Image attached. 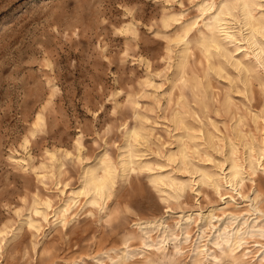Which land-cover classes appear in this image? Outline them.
I'll return each mask as SVG.
<instances>
[{
	"label": "rangeland",
	"instance_id": "374dc122",
	"mask_svg": "<svg viewBox=\"0 0 264 264\" xmlns=\"http://www.w3.org/2000/svg\"><path fill=\"white\" fill-rule=\"evenodd\" d=\"M0 264H264V0H0Z\"/></svg>",
	"mask_w": 264,
	"mask_h": 264
},
{
	"label": "bare ground",
	"instance_id": "6f19581e",
	"mask_svg": "<svg viewBox=\"0 0 264 264\" xmlns=\"http://www.w3.org/2000/svg\"><path fill=\"white\" fill-rule=\"evenodd\" d=\"M245 6H247V5H245ZM248 13V12H247ZM222 20V19H221ZM224 21V20H223ZM219 22V25H220V31H222L223 32V34H225V35H230L228 32H227V30L225 31V29H223L222 28V26H223V23L224 22H222V21H218ZM222 23V24H221ZM226 25H228V24H226ZM232 34H234V33H232ZM233 37H234V35H233ZM252 46V45H251ZM258 57H259V55H258ZM237 171V170H236ZM233 176L235 175L234 173L232 174ZM235 177V176H234ZM237 177L238 176H236L235 178L237 179ZM92 180V182L95 184V194L97 195V196H99V197H101V198H103L104 196V193H105V190H106V186H107V182H105V180L104 181H102V182H98V180H96L95 178H92L91 179ZM229 181V180H228ZM230 181H231V179H230ZM235 181V180H234ZM234 181H232V182H234ZM239 181V180H238ZM231 182V183H232ZM161 183V182H160ZM229 183V182H228ZM93 184V185H94ZM162 184H163V182H162ZM161 184V185H162ZM239 186V185H238ZM233 187H234V185H233ZM238 188V187H237ZM184 189V188H183ZM187 220H190V217H188L187 218ZM157 222L158 221H155V222H141V223H139L138 225H141L142 226V224L145 226H143L145 229L146 228H154L155 229V225H157V226H159L160 224H157ZM160 223V222H159ZM142 228V227H141Z\"/></svg>",
	"mask_w": 264,
	"mask_h": 264
}]
</instances>
